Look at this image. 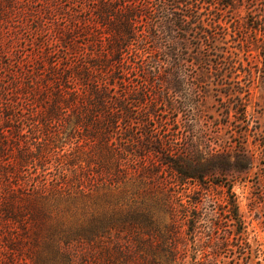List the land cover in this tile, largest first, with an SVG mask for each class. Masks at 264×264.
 Instances as JSON below:
<instances>
[{"label":"trees","instance_id":"obj_1","mask_svg":"<svg viewBox=\"0 0 264 264\" xmlns=\"http://www.w3.org/2000/svg\"><path fill=\"white\" fill-rule=\"evenodd\" d=\"M154 1L150 9L80 0L88 14L67 7L69 27H56L65 58L50 60L47 51L36 70L25 67L7 81L0 76V264H220L226 251L236 264H261L231 188L220 202L207 198L187 149L160 136L149 119L166 101L163 84L148 77L167 69L162 57L174 50L163 45L171 43V30L192 32V58L201 68H235L219 44L227 27L218 16L233 0L205 7L200 0ZM134 74L146 81L133 86ZM133 100L142 104L138 131L130 126ZM189 178L196 187L171 185ZM99 184H151L147 195L155 202L139 212L53 216L52 197L73 200Z\"/></svg>","mask_w":264,"mask_h":264},{"label":"rangeland","instance_id":"obj_2","mask_svg":"<svg viewBox=\"0 0 264 264\" xmlns=\"http://www.w3.org/2000/svg\"><path fill=\"white\" fill-rule=\"evenodd\" d=\"M120 2L148 3L150 9L155 5L154 0ZM200 2L205 7L213 0ZM67 7L78 17L88 14L80 0H0V76L4 80L25 67L36 70V60L47 51L51 52L50 60L66 57L56 27H69ZM218 16L227 27L226 40L219 44L229 51L235 68H201L192 58L197 52L192 32L171 30V43L163 45L164 50H174L171 57H162L167 69L148 77L156 85L163 84L159 89L166 101L157 104L149 119L160 136L174 138L187 149L192 167L203 175V184L209 187L207 198L220 202L227 195V187L231 188L246 222L248 238L259 246V259L264 264V25L257 23L264 20V0H233V7L220 11ZM206 17L208 20L209 15ZM137 29L147 33L143 25L138 24ZM182 58L187 60L184 65L173 69ZM145 81L142 75L132 76L133 86ZM149 90L153 91V87ZM131 105L130 126L138 131L143 121L142 104L133 100ZM3 116L0 109V121ZM22 127L25 130L26 123ZM168 173L164 175H171ZM186 181L171 185L180 191L196 184L190 178ZM107 186L104 189L99 184L73 200L52 197L49 205L53 216L67 217L76 211L84 217L104 209L139 212L155 202L147 195L151 184ZM207 204L200 210H206ZM167 217L163 214V218ZM223 254L220 264H236L230 251Z\"/></svg>","mask_w":264,"mask_h":264}]
</instances>
